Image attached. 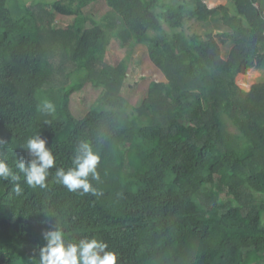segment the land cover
Masks as SVG:
<instances>
[{
	"label": "trees",
	"instance_id": "16d2710c",
	"mask_svg": "<svg viewBox=\"0 0 264 264\" xmlns=\"http://www.w3.org/2000/svg\"><path fill=\"white\" fill-rule=\"evenodd\" d=\"M98 1L0 0V161L17 177L0 179V264H40L56 227L103 239L117 264H264V0L219 9L225 58L183 29L185 16L214 15L202 0H140L96 24L85 10ZM59 16L73 22L59 27ZM129 26L165 77L133 113L135 45L105 61L111 33L130 46ZM251 69L261 76L246 91L237 77ZM86 84L101 95L76 118L71 97ZM36 134L55 158L43 188L17 167L34 159L25 145ZM83 141L100 157L99 180L88 178L97 195L56 178Z\"/></svg>",
	"mask_w": 264,
	"mask_h": 264
},
{
	"label": "clouds",
	"instance_id": "9594fccd",
	"mask_svg": "<svg viewBox=\"0 0 264 264\" xmlns=\"http://www.w3.org/2000/svg\"><path fill=\"white\" fill-rule=\"evenodd\" d=\"M42 110L49 113L55 111L51 101H44ZM47 141L39 134L28 139L25 147L34 159L27 165L23 162L17 167L24 173L25 181L29 186L45 187L48 176V169L55 164V158L49 148ZM100 163L99 155L93 151L87 141L79 143L72 158V167L65 170L57 168V181L66 186L69 191H80L81 194H99L89 182V176L99 180L97 166ZM17 177L12 169L3 161H0V179ZM17 192L20 188L17 187ZM46 245L39 249L40 264H117V254L108 249V244L100 238L84 237L78 241H71L65 238L60 227L43 233Z\"/></svg>",
	"mask_w": 264,
	"mask_h": 264
},
{
	"label": "rangeland",
	"instance_id": "374dc122",
	"mask_svg": "<svg viewBox=\"0 0 264 264\" xmlns=\"http://www.w3.org/2000/svg\"><path fill=\"white\" fill-rule=\"evenodd\" d=\"M26 3H32L35 0H25ZM54 2L57 0H42ZM12 6H15V2H11ZM134 7L139 8L138 4H132ZM131 7L127 5L125 0H99L98 3L94 4L93 7L88 6L85 13L88 14L89 18L93 20L96 24H101L103 22L102 18L108 11H115L116 13H123L124 11L130 10ZM57 22L62 26H68L73 22L71 19L64 17H58ZM63 23V24H61ZM88 24L87 26H89ZM165 29L169 30L164 25ZM132 34V40L130 41V46L125 45L123 40L113 33L110 34V41L105 53V61L116 66L123 60L128 58L131 45L133 47L134 57L136 61H132L130 83L127 85L125 95L129 99L128 112L133 113L135 107L139 106L142 100L146 96L148 85L151 81H165V77L162 72L150 62L148 58V53L146 51L145 45L137 41L139 27L129 26L128 28ZM198 31L193 28L192 30H187V33H192ZM261 73L251 69L247 74L239 75L237 77L238 85L246 90L250 91L251 87L260 78ZM101 95V89L94 88L90 84H86L84 87L75 92L71 97V110L76 118L83 117L89 110H92L96 106L99 97ZM226 129L228 133H238V130L230 123L226 122ZM252 264H257V259H251Z\"/></svg>",
	"mask_w": 264,
	"mask_h": 264
},
{
	"label": "crops",
	"instance_id": "0c3cea01",
	"mask_svg": "<svg viewBox=\"0 0 264 264\" xmlns=\"http://www.w3.org/2000/svg\"><path fill=\"white\" fill-rule=\"evenodd\" d=\"M146 1V0H144ZM203 4H205L208 12L214 13V15L206 14L208 17L207 21H200L197 19H192L190 17L185 16L184 18V31L187 35H195L198 34L201 37L203 43H207L209 50H215L218 54H220L223 58L226 57V53L224 51L225 41L228 40L223 35L228 34L229 32L225 29L222 19H221V11L222 8L227 6L233 8V5L230 0H202ZM127 5H129L130 10L137 9L132 4H138L140 6V0H125ZM140 9V7H139ZM221 9V11H219ZM219 16V17H218ZM218 17V21H214V18ZM193 28L198 31H194L192 33H187V30H192ZM219 51V52H218Z\"/></svg>",
	"mask_w": 264,
	"mask_h": 264
}]
</instances>
